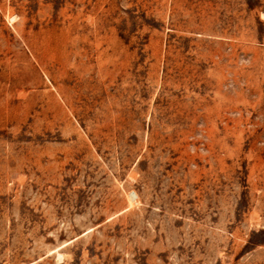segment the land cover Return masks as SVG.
Instances as JSON below:
<instances>
[{"label":"rangeland","instance_id":"1","mask_svg":"<svg viewBox=\"0 0 264 264\" xmlns=\"http://www.w3.org/2000/svg\"><path fill=\"white\" fill-rule=\"evenodd\" d=\"M0 264H264V0H0Z\"/></svg>","mask_w":264,"mask_h":264}]
</instances>
